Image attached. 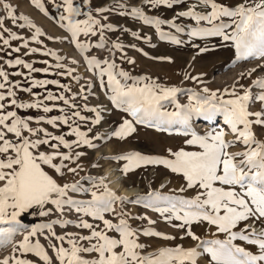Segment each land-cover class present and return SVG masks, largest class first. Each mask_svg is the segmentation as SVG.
I'll return each instance as SVG.
<instances>
[{
	"label": "snow or ice",
	"instance_id": "6c2138e0",
	"mask_svg": "<svg viewBox=\"0 0 264 264\" xmlns=\"http://www.w3.org/2000/svg\"><path fill=\"white\" fill-rule=\"evenodd\" d=\"M30 3L44 15L49 14L43 0H30ZM51 3L59 13L53 19L70 34V43L79 50L86 69L111 105L126 116L103 135L93 133V126L100 125L104 113L109 111L101 104L89 103V98L96 95L94 81L74 75L77 70L64 62L66 57L44 44L42 37L47 34L43 28L28 15L18 14L9 0H0V53L4 54L0 55V247L12 244L10 253L0 258V264H37L29 254L37 257L40 264H199L201 259H206L207 264H264V139H258L254 131L255 127L264 129V77H254L258 69H264V63L240 73L231 86L222 90H212L200 77L185 73V80L196 81L201 87L199 91L189 89L188 103L181 104L177 102V94L185 89L165 86L149 76H133L120 67L114 58L117 52L121 62L134 65L136 61L127 56L125 44L119 38L111 40L106 35L118 30L117 25L108 22L107 15L116 13L153 27L160 41L173 45L185 44L180 34H186L197 54L212 48L196 44V39L218 38L223 45L234 49L233 64L264 61V0H239L232 5L218 0H142L141 6L132 7L114 0L112 7H97L95 15L91 0L79 3L51 0ZM182 5L187 7L170 19L146 11ZM184 18L194 21V26H182L178 21ZM165 25L170 30H165ZM14 27L27 29L30 35L25 36ZM131 35L151 42V36L136 31ZM81 36L85 39L81 40ZM93 37L97 38L94 42ZM47 39L60 37L48 35ZM63 39L69 40V37ZM14 41L19 45L14 46ZM32 42L40 46H31ZM128 47L148 56L136 44ZM22 48L25 51L20 55ZM93 48L107 52L108 56L88 55ZM13 52L17 54L14 58L5 59V56L12 57ZM38 53L53 57L55 63L47 59L39 61L46 65L40 68L34 66L38 61L23 58ZM153 59L174 63L170 56ZM70 63L79 61L73 58ZM17 67L27 71H8ZM52 68L58 76L75 81L79 91L73 92L70 85L58 79L33 75L49 73ZM11 76L25 78L29 86ZM82 78L84 84L79 83ZM249 78L251 82L247 85L240 82ZM48 85H56L60 91L47 90ZM35 88L46 89V93L34 92ZM19 92L28 93L31 99L23 101ZM257 103L260 107L252 109L251 105ZM166 104L173 105V110L169 111ZM19 109H36L44 114L55 110L59 114L25 118ZM217 116H222L224 121L219 128L204 134L192 128L195 118L212 121ZM137 126L161 132L183 130L182 134L187 137L183 143L192 150L168 148L167 155L126 151L109 158L122 162L119 171L124 176L141 167H163L182 177V187L169 193L152 189L130 200L111 189L105 183L106 177L80 176L84 171L81 161L87 155L81 149L95 150L99 147L98 141L113 138L124 141L137 132ZM229 134L231 139L227 138ZM236 145L242 148L232 151ZM69 174L74 177L69 182L61 183L56 178ZM165 186L161 184L160 189ZM189 190L194 194H182ZM126 203L159 213L167 224L184 233L180 239L189 237L196 245L177 244L147 252L148 245L140 242L141 235L164 240L177 237L152 227L133 228L125 211ZM33 208L39 210L41 217L55 218L29 228L21 222V216ZM73 211L76 219L65 218L66 213ZM106 214L118 219H109ZM135 218L146 220L150 226L156 224L147 215ZM73 224L87 230L86 234H58L54 227ZM193 224H207L214 229V238L202 239L192 230ZM257 224L262 227L257 228ZM21 231L23 238L15 241ZM38 235L48 241V248ZM49 248L54 256L49 254Z\"/></svg>",
	"mask_w": 264,
	"mask_h": 264
},
{
	"label": "rangeland",
	"instance_id": "374dc122",
	"mask_svg": "<svg viewBox=\"0 0 264 264\" xmlns=\"http://www.w3.org/2000/svg\"><path fill=\"white\" fill-rule=\"evenodd\" d=\"M43 2L45 4V7L49 10V14L47 16L44 15V13H42L34 5H32L30 3V0H9V3H11L15 7L18 14L22 13L28 15L38 26H41L43 28V30L47 34L46 36L42 37V39L44 40V44L47 45L48 48L56 50L58 54L66 57L64 62L70 67L77 70L74 75H80L83 78H91L94 81V91L96 95L89 98V103L91 105L101 104L109 110L104 113V120L102 121V123L98 126H93V133L99 132L101 135H103L110 129L116 127L121 122L122 117L126 116V114L115 109L107 100L106 96L103 94V91L100 89L98 82H96L95 77L86 69L79 50H77L74 45L70 43V34L67 33L65 29L59 26V23L56 19H53V17H58L59 13L57 12L56 8L53 7L51 0H43ZM76 2L79 3L80 0H76ZM121 2L127 4L129 7L142 5V0H121ZM218 2L232 5L238 3L239 0H218ZM113 4L114 0H91L90 7L93 10V14L95 15L94 10L97 7H112ZM183 7H187V5H182L173 9H167L163 7L157 10L146 9V11H148L149 14L159 15L162 18L170 19ZM85 10H87V7L85 8ZM107 15L108 22L117 25L118 30L115 32H108L106 33V35L111 40H116L117 38H119V40L125 44V51L127 53V56L134 58L136 61L134 65L128 64L127 62H121V60L119 59L120 53L117 52L114 57L116 59V63L133 76L145 75L156 79L159 83L165 86H176L185 89L183 93L177 94V102L181 104L188 103V95H190V92L188 91L189 89H195L199 91L201 87L196 81L185 80V73L200 77L204 81L205 85L212 90H215L217 88H220L222 90L226 86H231V84L238 79L240 73L247 72L253 67H256V65L264 63V61H260L257 59L250 60L248 62L240 61L233 64L232 61L234 60L235 56L234 49L231 46L223 45L218 38H212L207 41L196 39L194 41L196 44H200L202 46L207 45L212 48V50L208 51L207 53L197 54V50L191 46V42L188 41V37L186 34H180L181 38L185 40V44L177 46L167 41H160L158 35L155 34L153 27L144 25L141 21H137L132 17H124L116 13ZM82 18L84 17H81V19ZM178 22L186 28L188 25L194 26V21H191L187 18L181 19ZM163 27L165 30H170L167 25ZM120 28L127 29V31L121 32L119 30ZM14 30L21 32L25 36L30 35L27 29L20 30L14 27ZM132 31L139 32L141 35L151 36V42L148 43L136 39L131 35ZM48 35L53 37H60V39L48 40ZM66 36L69 37V40L63 39ZM80 39L84 40L85 37L81 36ZM96 39V37H93V42ZM12 43L14 46L19 45V42L14 41ZM130 44H136L137 48L143 49L144 52L148 53V56H145L137 49L128 47V45ZM152 45H155V47H153ZM31 46L40 45L32 42ZM24 51L25 49L22 48L20 55H23ZM0 55L4 54L0 53ZM15 55L17 54L13 52L12 57L5 56V59L14 58ZM88 55L107 57L108 53L93 48L89 50ZM158 56H170L173 58L174 63L153 59V57ZM23 58L30 62L38 61L34 66L40 68H43L46 65L39 61L47 59L51 64L55 63V59L53 57L43 56L39 53L29 56H23ZM73 58L79 61V63L71 64L70 61ZM0 63H2V61H0ZM8 71L11 73L13 71L26 72L27 70L17 67L14 69L8 68ZM33 75L36 78L41 79H58L61 81V83L70 85L73 92L79 91V85L75 81H73L70 77L58 76L54 68L50 69L49 73H34ZM254 77H264V69H258L254 73ZM10 78L13 80H20L24 86H29V82L25 78H22L20 76H11ZM83 78L80 80V84L85 83V79ZM240 82L247 85L251 82V78L243 79ZM47 90H52L53 92L60 91V89L56 85H48ZM33 91L41 93V95L46 93V89L42 88H35L33 89ZM254 91H258V89H254ZM18 95L25 102L31 99L28 93L19 92ZM77 103H82V101L77 100ZM166 107L169 111L173 110V105L171 104H166ZM259 107L260 105L258 103L251 105L252 109H258ZM18 112L25 118L28 116H32L35 118L39 115L59 114L55 110L52 113L44 114L42 111H38L36 109H19ZM85 114L89 116L92 115L91 113ZM191 123L192 128L199 134H204L209 130L219 128L220 126L224 125L222 116H217L212 121H205L203 120V118H195ZM33 126H36L35 123H33ZM45 127H48L50 131H55L48 125H45ZM182 131L183 130H172L170 132H161L156 129L147 128L145 126H137V132L124 141H120L115 138L105 142L98 141L97 143L99 144V147H97L95 150L81 149L83 151H86L87 155L82 158L81 163L84 167V171L80 173V176L87 174L106 177L105 183H107L111 189L116 191L118 195L129 197L130 200L135 199L137 194L144 195L152 189H159L164 193H169L171 190L180 188L184 185L182 177L170 173L163 167L153 166L135 169L124 176L119 171L122 166V162L112 160L109 157L121 154L126 151H139L142 154L149 155H167L166 150L168 148H171L173 151L178 150L180 147H184L186 148V150H192L190 146H186L183 143V141L187 137L182 134ZM225 131H227L226 126ZM254 131L258 139H264V129L255 127ZM227 138L231 139V134H229ZM69 139H72V137H69ZM241 148L242 145H236L231 150L236 151L240 150ZM93 164H98V166L92 167ZM49 171L50 174L56 176L54 172H51V170ZM112 174H116L115 178L117 180H115L114 182H118V186H114L115 183L111 181L113 179V177L111 178ZM56 178L61 183L69 182L74 179V177H72L70 174L66 175L62 179L58 176ZM78 178L79 177H76V179ZM161 184H164L166 186L163 189H160ZM129 190H131L132 192L128 193ZM182 194L191 196L194 193L189 190ZM78 198L90 197L78 196ZM125 211L130 216L129 223L133 228L152 227L157 231H161L177 237L175 240H164L162 238L144 237L141 235L140 242L148 245V247L146 248L147 252L155 251L160 247L175 246L177 244H181L184 247H194L197 243L189 237L180 239V237L183 236L184 233L171 227L160 217L159 213H156L152 209H145L142 205L126 203ZM38 212L39 210L36 208L30 209L27 213H24L21 216V222L30 228L34 224L49 222L51 219L55 218L41 217L39 216ZM144 215H147L152 220H155L156 224L150 226L148 225V222L146 220L135 218ZM106 216L107 218L113 219L114 221L118 219L112 214H106ZM65 218L76 219V213L74 211L68 212L66 213ZM87 219L91 220V218ZM54 227L58 234H62L63 232H84V234H86L87 231L77 228L74 224L67 226L55 225ZM256 227L260 228L262 227V225L257 224ZM192 230L202 239L214 238V229H210L207 224H193ZM112 234L115 235L114 233ZM23 235V231L18 232L14 240H21L23 238ZM37 238L46 248H48V241L44 238L43 235H38ZM221 238L223 237L221 236ZM11 248L12 244L0 247V258L8 255L11 251ZM48 251L50 255L54 256V253L51 252L50 248L48 249ZM29 258L37 261V264H40L37 257L29 254ZM199 264H207L206 259H201Z\"/></svg>",
	"mask_w": 264,
	"mask_h": 264
},
{
	"label": "bare ground",
	"instance_id": "6f19581e",
	"mask_svg": "<svg viewBox=\"0 0 264 264\" xmlns=\"http://www.w3.org/2000/svg\"><path fill=\"white\" fill-rule=\"evenodd\" d=\"M203 120H204V119H203ZM205 121H206V120H205ZM115 175H116V174H112V175H111V178L113 177V179H112L111 181H113V182H114L115 180H117V179L115 178ZM117 178H118V177H117ZM114 183H115V182H114ZM117 184H118V182H116V183L114 184V186H118ZM124 191H125V190H124ZM130 192H132V191L129 190L128 193H130Z\"/></svg>",
	"mask_w": 264,
	"mask_h": 264
}]
</instances>
